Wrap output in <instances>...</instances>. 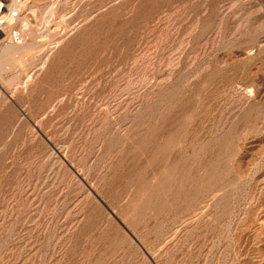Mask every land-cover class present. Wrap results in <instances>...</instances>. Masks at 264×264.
Segmentation results:
<instances>
[{"label":"rangeland","instance_id":"374dc122","mask_svg":"<svg viewBox=\"0 0 264 264\" xmlns=\"http://www.w3.org/2000/svg\"><path fill=\"white\" fill-rule=\"evenodd\" d=\"M0 9V264H264V0Z\"/></svg>","mask_w":264,"mask_h":264},{"label":"built area","instance_id":"2783aa9c","mask_svg":"<svg viewBox=\"0 0 264 264\" xmlns=\"http://www.w3.org/2000/svg\"><path fill=\"white\" fill-rule=\"evenodd\" d=\"M7 15H9V14H5V13H3L2 12V9H0V43H1V41L3 40V39H5V37H6V34H5V32H4V30H5V28H6V26L8 25L7 24ZM14 18H17L18 17V15L16 14V13H13V14H11ZM5 36L4 38L2 37V36ZM14 36H13V40H15L16 38H17V34H13Z\"/></svg>","mask_w":264,"mask_h":264},{"label":"bare ground","instance_id":"6f19581e","mask_svg":"<svg viewBox=\"0 0 264 264\" xmlns=\"http://www.w3.org/2000/svg\"><path fill=\"white\" fill-rule=\"evenodd\" d=\"M6 18H7L8 23L9 22L12 23V20H13L14 17L12 15H8Z\"/></svg>","mask_w":264,"mask_h":264}]
</instances>
